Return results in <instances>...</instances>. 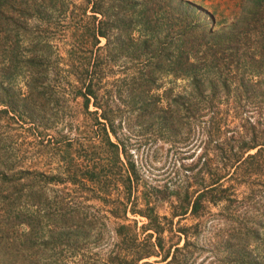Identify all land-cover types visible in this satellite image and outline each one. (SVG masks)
I'll return each mask as SVG.
<instances>
[{"label": "trees", "instance_id": "obj_1", "mask_svg": "<svg viewBox=\"0 0 264 264\" xmlns=\"http://www.w3.org/2000/svg\"><path fill=\"white\" fill-rule=\"evenodd\" d=\"M202 10L0 0V264H264V0Z\"/></svg>", "mask_w": 264, "mask_h": 264}, {"label": "rangeland", "instance_id": "obj_2", "mask_svg": "<svg viewBox=\"0 0 264 264\" xmlns=\"http://www.w3.org/2000/svg\"><path fill=\"white\" fill-rule=\"evenodd\" d=\"M189 1V0H188ZM190 1H194L196 4H199L201 7H203L204 11L202 13V16L204 18H207V14L210 13V12H213V10H219L223 13H225L226 15H229L231 10L234 8V5L236 3L237 0H190ZM104 42V39L102 38L101 39V42L100 43H103ZM101 53L104 54V49L101 50ZM60 54L62 55L63 54V51L60 50ZM123 75V74H122ZM121 74H116L115 77H118V76H122ZM233 93L231 92V95L229 97V101L232 99V95ZM225 105H221V107H224ZM13 126H16V125H13ZM18 133H20L17 138V141H19L20 143H22V145L26 146L29 150H31V155L30 156H34L35 153L32 152L34 150H41V142L40 140H38V138L34 137V136H31L29 135L28 133H26L25 131H17ZM165 144L162 145V147L160 148L159 150V158L157 159H154L152 161V166L155 168L153 170H150L151 174H146L144 172V180H146L147 182L149 183H152V184H160L161 182H163L162 178H164L166 175L165 174H161L159 175L164 169H165V165H166V162H165ZM187 147L185 148H180V150H185ZM133 151V150H132ZM192 150H189L187 152H183L180 156H183L184 154H187L189 152H191ZM196 154V153H195ZM194 154V155H195ZM169 155L166 157V161L168 163L169 161ZM194 157V156H193ZM41 160V155H38L36 157V159H34V161H39ZM190 159L187 158V159H183V162H188ZM39 168L41 167V163L39 165H37ZM171 175L169 176H166V178H169ZM155 210L157 213H164L166 211V205L165 203H157L156 206H155ZM191 221L189 220H185L184 223H190ZM201 240H199L197 243L199 244H203V240L204 238L200 237ZM111 242L112 240L109 238V239H106L103 244L100 246V247H96V248H93L92 251H95L96 249L101 251V252H105L107 251L110 247H111ZM198 257H197V260L196 262H199L203 257L206 256L207 252L205 251H201V252H198Z\"/></svg>", "mask_w": 264, "mask_h": 264}]
</instances>
